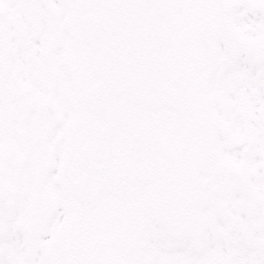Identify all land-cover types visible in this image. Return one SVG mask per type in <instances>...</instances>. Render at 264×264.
Wrapping results in <instances>:
<instances>
[{"label":"snow or ice","instance_id":"1","mask_svg":"<svg viewBox=\"0 0 264 264\" xmlns=\"http://www.w3.org/2000/svg\"><path fill=\"white\" fill-rule=\"evenodd\" d=\"M0 264H264V0H0Z\"/></svg>","mask_w":264,"mask_h":264}]
</instances>
